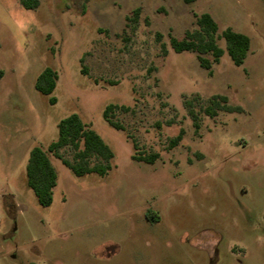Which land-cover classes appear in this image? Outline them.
I'll list each match as a JSON object with an SVG mask.
<instances>
[{"label": "rangeland", "instance_id": "obj_1", "mask_svg": "<svg viewBox=\"0 0 264 264\" xmlns=\"http://www.w3.org/2000/svg\"><path fill=\"white\" fill-rule=\"evenodd\" d=\"M204 12L250 38L241 65L205 53L209 73L171 48ZM47 66L53 104L35 88ZM214 94L241 109L199 112L195 130L186 102ZM110 102L128 107L112 116L123 130L103 117ZM71 113L112 149L111 168L77 176L50 153L57 183L42 206L28 153ZM263 211L264 0H0V264H264Z\"/></svg>", "mask_w": 264, "mask_h": 264}, {"label": "trees", "instance_id": "obj_2", "mask_svg": "<svg viewBox=\"0 0 264 264\" xmlns=\"http://www.w3.org/2000/svg\"><path fill=\"white\" fill-rule=\"evenodd\" d=\"M194 0H184L189 3ZM22 6L34 8L38 5L39 0H19ZM141 8L136 7L127 20L137 22ZM196 28L186 29L182 38L178 39L172 34L169 35V44L171 48L180 52L188 50L196 53L199 64L211 73L212 60L218 62L224 52L230 56L236 65H241L250 46V38L241 32L226 27L218 32V25L212 16L207 13H193ZM157 38L161 37L160 32L156 33ZM218 38H223L225 47L217 43ZM163 52L167 50L162 43ZM210 53L212 60L204 57L203 54ZM58 73L55 69L47 66L37 76L35 88L42 94L49 95V102L55 103V96L51 95L55 88ZM188 112L192 118L195 130L200 127L199 112L214 117L219 111L240 110V106L228 103L225 95L214 94L210 96L207 102L196 110L191 101L186 102ZM116 109L127 110L128 107L123 104L110 102L103 109V117L109 125L116 129L123 130L124 127L112 118ZM184 134L183 128L170 138L169 147L176 146ZM136 144L133 143V146ZM71 150V158L63 155V149ZM50 153L68 167L72 173L77 176L89 172H96L104 175L111 168L113 151L104 139L87 123H85L79 114L71 113L57 122V137L50 141L46 148L33 146L28 153L26 162V182L33 190L37 201L42 206H47L52 202L53 187L57 183V170L51 161ZM157 152L132 154L131 158L137 161L153 163L158 158ZM152 217V216H151ZM264 218V211H263ZM151 221H155L153 218Z\"/></svg>", "mask_w": 264, "mask_h": 264}]
</instances>
